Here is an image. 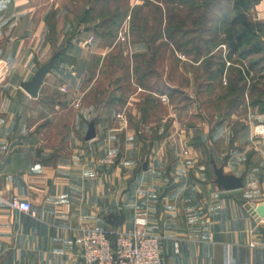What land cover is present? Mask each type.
Segmentation results:
<instances>
[{
    "label": "crops",
    "instance_id": "1",
    "mask_svg": "<svg viewBox=\"0 0 264 264\" xmlns=\"http://www.w3.org/2000/svg\"><path fill=\"white\" fill-rule=\"evenodd\" d=\"M66 4L0 0V264H83L80 237L93 224L160 235L163 264H264V215L257 213L264 134L256 131L264 112L257 119L231 111L216 121L202 113L200 123L178 127L177 109L191 105L174 104L172 94L188 89L141 83L142 94L161 97L156 102L171 111L156 118L144 105L141 124L165 127L132 128L119 110L131 103L116 95L122 83L109 82L105 100L87 101L96 88L84 68L67 62L104 58L114 47L102 45L101 19L82 16L70 42L51 52L65 38L66 20L50 17ZM56 25L61 39L51 44ZM204 59L198 54L195 64ZM44 65L31 94L23 85ZM13 198L30 202V210L13 206Z\"/></svg>",
    "mask_w": 264,
    "mask_h": 264
},
{
    "label": "rangeland",
    "instance_id": "2",
    "mask_svg": "<svg viewBox=\"0 0 264 264\" xmlns=\"http://www.w3.org/2000/svg\"><path fill=\"white\" fill-rule=\"evenodd\" d=\"M134 1H141V5L130 6L128 0H66V10L50 17L53 22L63 16L66 20L65 38L60 45L56 43L51 46V52L70 42L73 26L82 16L86 21L101 19L104 24L101 30L108 34L102 45L113 42L109 46L114 47L104 58L95 59L91 54L80 61L67 59V62L86 70V77L97 90L87 91L84 97L87 101L105 100L109 96L108 83H122V89L116 95L131 102L119 109L121 115L130 118L129 125L143 133L162 131L165 126L157 128L155 120L141 124V111L149 108L157 118L170 113L171 108L156 102L161 97L142 94L138 84L146 83L150 87L153 83L168 80L179 88L188 89L187 94L180 91L172 94L174 104L189 102L191 105L190 108L177 109L178 127L200 123L198 115L202 113L213 121L229 116L231 111L237 117L252 114V118H262L264 0H245L250 3L247 18L254 26L235 54L223 41L224 30L232 24L236 15L232 0H178V3L175 0ZM90 5L92 12L88 11ZM107 20H113V24ZM57 26L50 34L51 44L61 39ZM202 36L211 39L207 42ZM189 38L191 40L188 42ZM256 45L261 47L260 51L252 52ZM213 51L215 55L209 54ZM200 53L204 54L205 59L201 64H195L194 58ZM190 58L192 62L188 60ZM150 69L153 74L140 77ZM203 85L208 87L202 90ZM144 105L148 108H144ZM256 131L260 132L257 127Z\"/></svg>",
    "mask_w": 264,
    "mask_h": 264
},
{
    "label": "built area",
    "instance_id": "3",
    "mask_svg": "<svg viewBox=\"0 0 264 264\" xmlns=\"http://www.w3.org/2000/svg\"><path fill=\"white\" fill-rule=\"evenodd\" d=\"M11 204L24 211L31 208L30 202L18 198ZM160 239L142 227L111 231L89 225L80 237L83 264H163Z\"/></svg>",
    "mask_w": 264,
    "mask_h": 264
},
{
    "label": "trees",
    "instance_id": "4",
    "mask_svg": "<svg viewBox=\"0 0 264 264\" xmlns=\"http://www.w3.org/2000/svg\"><path fill=\"white\" fill-rule=\"evenodd\" d=\"M232 8L236 15L232 19V24L224 30V43L229 47L231 53L240 50L244 40L249 36L254 24L247 18L246 12L249 9V2L245 0H232ZM261 47L256 45L252 52L260 51ZM251 52V51H250Z\"/></svg>",
    "mask_w": 264,
    "mask_h": 264
},
{
    "label": "water",
    "instance_id": "5",
    "mask_svg": "<svg viewBox=\"0 0 264 264\" xmlns=\"http://www.w3.org/2000/svg\"><path fill=\"white\" fill-rule=\"evenodd\" d=\"M50 65H44L39 68V70L35 73L34 77L25 83L23 87L31 94H35L37 88L39 87L40 83L42 82V79L47 72ZM257 213L258 215L262 216L264 215V205L261 204L257 207ZM261 218V217H260Z\"/></svg>",
    "mask_w": 264,
    "mask_h": 264
},
{
    "label": "bare ground",
    "instance_id": "6",
    "mask_svg": "<svg viewBox=\"0 0 264 264\" xmlns=\"http://www.w3.org/2000/svg\"><path fill=\"white\" fill-rule=\"evenodd\" d=\"M258 129H259L261 132H264V126H259Z\"/></svg>",
    "mask_w": 264,
    "mask_h": 264
}]
</instances>
